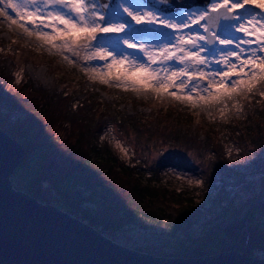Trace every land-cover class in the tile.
Masks as SVG:
<instances>
[{"label": "trees", "instance_id": "obj_1", "mask_svg": "<svg viewBox=\"0 0 264 264\" xmlns=\"http://www.w3.org/2000/svg\"><path fill=\"white\" fill-rule=\"evenodd\" d=\"M13 69L9 58L0 57V83H12ZM108 86L115 99L125 95L133 101L134 110L123 114L111 109L112 103H105L84 80H77L72 89L60 81L48 88L31 85L37 94L32 98L12 96L0 88V100L26 112L12 123L0 113V128L24 149L25 159L11 176L13 187L106 235L129 227L145 228L160 211L170 210L165 223L169 235L176 238L172 254L176 258L238 252L264 260V100L246 98L241 121L231 119L203 130L193 126L186 107L171 97L162 96L165 108L141 115L137 106L149 89L120 91ZM207 106L195 107L204 113ZM58 123L67 126L61 141L54 134ZM109 127L130 144L131 164L103 139ZM225 142L239 148L251 171L261 173L258 194L238 207L232 206L226 187L247 180L239 167H230ZM167 151L191 154L205 179L218 182L211 199L218 205L225 203L223 222L196 236H176L191 226L193 192L186 186L171 192L165 189L167 168L178 165L165 155ZM207 155L213 156L205 162Z\"/></svg>", "mask_w": 264, "mask_h": 264}, {"label": "rangeland", "instance_id": "obj_2", "mask_svg": "<svg viewBox=\"0 0 264 264\" xmlns=\"http://www.w3.org/2000/svg\"><path fill=\"white\" fill-rule=\"evenodd\" d=\"M215 2V0H209L208 4L205 6L194 5L189 9H180L176 12H169L167 14L158 11L157 9L147 5L143 0H117L115 13L110 19H126L130 20V17H126V13L122 12L119 5L123 4L126 7L131 8L134 11H150L157 14V16L163 17L165 19H171L176 23H182L187 21L191 16L195 18L201 11L210 7V4ZM195 4H198L197 2ZM100 3L97 0V8L102 11ZM259 12L260 10H255ZM103 12V11H102ZM9 14L16 19L15 13L9 10ZM225 22V21H224ZM204 21H201L203 24ZM31 27L30 25H26ZM137 30L133 33L135 35L134 42H139L145 44L147 48L152 51H158L160 46L167 45V39H170V33L172 34V40L175 42L177 36L186 34L189 31L193 35L199 33L204 34L203 28L193 25L192 28H184L180 33L173 32L172 29L163 28L161 25H135ZM247 26V25H246ZM57 27H63L62 25H57ZM43 31L52 32L51 27L43 28ZM155 32H159L157 38L154 37ZM153 33V35H152ZM100 35H114V34H100ZM221 38L232 37L234 42L229 46L232 50L235 49V44L239 42V39H255V37L244 36L243 33H237L234 28L229 29L226 27L219 34ZM154 37V39H153ZM55 44L61 45L63 42L60 40L54 41ZM217 43L213 47H217ZM209 47V46H208ZM246 50L250 48L258 47L257 44L244 45ZM25 48L23 53L22 62L18 68L15 63V59L21 53V49ZM225 46L221 45L219 49H224ZM80 51V56H73L71 52L67 51H57L55 49H50V46L44 44L42 41L35 39L34 36H28L23 33L22 30L16 25H11L9 21L0 17V57L9 58L13 64V81L12 83L2 82L0 83V88L7 92L9 95L15 96L20 95L22 98H32L37 97L34 90H31V85L41 86L44 88L52 87L58 81H60L62 86L67 87V89H72L75 87L77 80H84V82L93 88H96L101 99L107 103L111 104V109H115L117 112L120 111L123 114H127L134 110V102L131 101L125 95L116 97V99L110 95L112 85L114 89H119L120 91H127L132 89L127 85L121 84L119 81L115 80L114 76L117 69H111L113 76H107L110 71L106 67L105 61H87L83 59L84 52ZM127 52L134 57H142L144 62L147 61V57L138 50L127 49ZM218 54V51H217ZM264 55V53H258ZM201 55L207 57L208 60L212 61L209 67H204V71H215L217 68H222L227 70V68L221 64L216 65L215 61L220 60V57L213 56L209 51L202 52ZM67 57V59H65ZM242 58H246L244 55ZM73 61L69 63V61ZM110 62V61H109ZM183 67V65L174 61H167L164 65L156 64L151 65L152 68H159L161 70V75L164 74L163 69L167 67L169 72L176 68ZM96 69V73H92L86 69ZM247 71V68L245 69ZM101 77H106L108 83H103ZM186 79V78H182ZM219 80V77H216ZM237 79V77H233ZM207 80L203 81L207 84ZM179 83V81H177ZM28 88L21 89L22 86ZM30 87V88H29ZM159 87V85H156ZM148 90V89H142ZM150 90V89H149ZM264 90L260 85L257 89L253 90L252 94L247 96H237L232 100H226L221 103L207 104V108L202 112V108L199 111L195 105L190 103H182L178 101L179 105H184L187 112L190 114L191 122L194 127L201 126L202 129L208 130L210 127L215 125L220 126L226 124L229 120L235 119L236 121H241L245 116L246 111L244 109V100L246 98L255 100H264V96L260 95V91ZM169 91H176L175 88H170ZM186 91V90H185ZM183 94V93H180ZM202 95H207L206 93H201ZM195 95V94H194ZM143 104H139L137 109H140V114L145 115L154 112L153 110L158 108H165L166 103L162 96H157L151 90L147 94L143 95ZM147 96V97H145ZM151 98L149 100L148 98ZM101 107V106H100ZM99 109V108H98ZM0 113L2 118L8 123H12L13 120L20 119L24 117L25 111L23 109L11 106L8 101L0 100ZM67 132V126L64 123H58L54 126V134L58 137L59 141L63 140ZM103 139H105L112 150L127 164L133 162V153L130 144L123 141L122 137L118 136L111 127H109L103 134ZM119 145V146H118ZM225 155L229 160L230 167H239L243 172V178L246 182H240L237 185L229 184L226 187L229 193L230 200L233 201L232 206L238 207L246 202L248 199L254 197L259 192L261 173L259 171L253 172L251 168H248L239 153V148L232 142L224 143ZM122 149H124L122 151ZM167 156H171L173 161L177 162L178 165H170L164 174L163 185L168 192L178 190L183 186L192 188V206H193V219L191 226L183 232L176 233L177 237H184L185 234H190L193 236L199 235L206 229L214 226L218 222H223V211L222 205H218L214 200L211 199L215 190L217 189L218 182L211 183L209 180L205 179V174L202 173L200 167L196 163V159L191 154H181L175 151H167L165 153ZM213 155H207L205 162L210 161ZM13 183V182H12ZM171 215L170 210L160 211L158 218L154 221H148V226L142 227H129L123 230L117 231L111 235H107L116 243L120 245L135 250L139 252H144L152 256L157 257H171L176 258L172 254L175 251L176 238L175 236L169 235L167 229L166 220L169 219Z\"/></svg>", "mask_w": 264, "mask_h": 264}, {"label": "snow or ice", "instance_id": "obj_3", "mask_svg": "<svg viewBox=\"0 0 264 264\" xmlns=\"http://www.w3.org/2000/svg\"><path fill=\"white\" fill-rule=\"evenodd\" d=\"M100 7L106 11L98 10L97 0H0V17L19 27L28 36H34L49 45L50 49L71 52L77 57L80 56L78 50H82L84 60L107 62L106 67L110 70L107 76H113L111 69H117L115 80L134 91L150 89L157 96H168L182 103L204 106L232 100L237 96H247L258 85L264 89V55L258 54L264 53V0H215L195 18L190 16L182 23L157 16L154 12L134 11L123 4L119 8L131 19H110L109 4ZM9 10L15 13L16 19L9 14ZM201 21L204 23L201 24ZM221 21L229 22V29L234 28L237 33L255 39L236 38L239 39L235 44L238 51L232 50L229 46L233 44L234 38H221L209 27L211 24L222 29ZM133 22L135 25L159 24L176 33L196 25L203 28L204 34L193 35L189 31L177 36L173 42L170 33L168 44L160 46L158 51H152L145 44L134 42ZM41 26L51 27L52 32L43 31ZM56 40L63 43L57 45L54 43ZM217 43L225 48L208 47ZM242 44H257L258 47L246 50L241 47ZM127 49L138 50L147 57V61L132 56ZM205 51L213 56L219 51L220 60L215 63L218 66L223 64L227 70L218 67L215 71H204V67L212 64V61L201 55ZM244 55L246 58H242ZM167 61L178 62L183 67L170 72L164 67L163 75L159 68L151 67L164 65ZM86 70L96 73L95 68ZM101 80L108 83L106 77H101ZM205 80L207 84L203 83ZM170 88L176 91H169ZM260 95L264 96V90L260 91Z\"/></svg>", "mask_w": 264, "mask_h": 264}, {"label": "water", "instance_id": "obj_4", "mask_svg": "<svg viewBox=\"0 0 264 264\" xmlns=\"http://www.w3.org/2000/svg\"><path fill=\"white\" fill-rule=\"evenodd\" d=\"M98 1L100 5L109 4V18L114 15L117 0ZM143 1L165 14L209 2ZM221 24L222 29L211 24L209 27L220 34L229 22L221 21ZM158 34L155 32L154 37ZM24 159L22 145L0 128V264H264L263 259L238 252L171 258L126 248L64 210L15 189L11 176Z\"/></svg>", "mask_w": 264, "mask_h": 264}, {"label": "bare ground", "instance_id": "obj_5", "mask_svg": "<svg viewBox=\"0 0 264 264\" xmlns=\"http://www.w3.org/2000/svg\"><path fill=\"white\" fill-rule=\"evenodd\" d=\"M251 7V6H250ZM221 47V45L220 44H218V46L216 47V49H219ZM245 48V47H244ZM24 51H25V48H22L21 49V53L17 56V58L15 59V63L17 64V66H18V68L20 67V65H21V60H22V57H23V53H24ZM218 55V57H220V52L218 51V54L216 53V55L215 56H217ZM233 60H235V58H233ZM237 63L239 64V62L237 61ZM176 68H178V65H176Z\"/></svg>", "mask_w": 264, "mask_h": 264}, {"label": "built area", "instance_id": "obj_6", "mask_svg": "<svg viewBox=\"0 0 264 264\" xmlns=\"http://www.w3.org/2000/svg\"><path fill=\"white\" fill-rule=\"evenodd\" d=\"M23 118V117H22ZM22 118H20V119H22ZM14 121V120H13Z\"/></svg>", "mask_w": 264, "mask_h": 264}]
</instances>
